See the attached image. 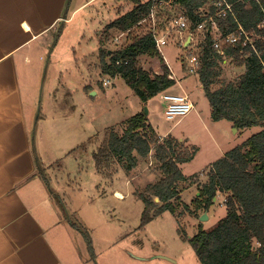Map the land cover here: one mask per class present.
<instances>
[{
    "label": "rangeland",
    "instance_id": "374dc122",
    "mask_svg": "<svg viewBox=\"0 0 264 264\" xmlns=\"http://www.w3.org/2000/svg\"><path fill=\"white\" fill-rule=\"evenodd\" d=\"M83 1L77 0V4ZM133 6L132 0H93L44 38L48 46L39 54L34 71L30 72L32 77L28 96H33L36 111L34 141L39 150L43 142L44 153L49 159L57 160L58 164L68 163L69 173L74 171L75 164L70 162L72 157L68 151L77 147L80 150L78 155L82 170L69 175L66 204L71 206L73 203L82 213L89 210L88 214L83 215L86 220L90 219L87 216L94 208L96 215L92 220L109 222L117 232L122 228L129 233L126 242L131 243L132 251L144 256L155 253L163 258L153 259L146 264H200L188 238L196 234L199 226L205 231L215 228L226 212L224 196L221 194H217L207 210H198V190L207 182L211 165L221 158L220 153L240 145L260 128L237 131L227 121H212L210 106L199 82L195 75H189L186 71L180 75L182 79L189 78L188 94L199 119L193 117L196 114L193 111V115L178 123L165 119L164 101L159 95L144 105L123 79L103 75L98 56L99 42L104 50L117 51L143 31L142 28L133 29L126 43L121 45L112 42V38L118 34L117 30L104 31L111 21L130 11ZM169 38V45L163 51L167 62L178 72L177 64L185 66V56L190 53L196 55L195 46L203 39L197 36L186 47H182L183 39H179L176 34L170 33ZM138 64L146 71L161 72L159 58L140 57ZM243 71V67L237 68L225 58L221 64L220 81H234ZM104 81L108 82L106 86L102 85ZM144 108H147V122L159 139H163L160 136L168 131L166 136L177 139L184 147L193 150L194 154L191 161L180 166L188 180L177 185L182 195L176 214L165 212L140 228L143 204L138 193L161 177L151 159L153 152L146 159L138 160L137 166L128 172L116 166V172L111 176L95 173L92 154L97 142H105L110 129L116 128L120 132L122 122L144 112ZM49 173L53 174L46 172V176ZM97 184L95 189L101 193L99 200L93 202L89 200L87 192H94L93 185ZM188 189L190 191L187 192ZM114 190L121 192L125 199L115 197ZM202 214L207 216L205 221H200ZM101 230L94 231L93 237L101 239L102 235L98 233ZM94 246L98 257L100 251H106L97 240ZM116 250L113 249L118 255ZM83 254L84 261L89 262L87 252ZM129 264L134 263L130 261Z\"/></svg>",
    "mask_w": 264,
    "mask_h": 264
},
{
    "label": "trees",
    "instance_id": "16d2710c",
    "mask_svg": "<svg viewBox=\"0 0 264 264\" xmlns=\"http://www.w3.org/2000/svg\"><path fill=\"white\" fill-rule=\"evenodd\" d=\"M209 1L174 0L172 9L161 17L162 27L170 19L184 16L192 29L215 13ZM225 1L232 5V15L227 13L224 19L217 20L221 35L235 33L236 22L248 32L255 30L253 42L258 56L249 46L240 43L224 45V57L235 67H243L244 72L234 81L221 82V64L225 58L214 50L210 34H205L204 40L195 46L200 64L194 75L208 100L212 121H227L237 131L260 129L211 165L207 182L198 190L196 208L207 210L217 194H221L226 213L210 231L199 226L188 242L200 264H264V31L256 30L264 17V0ZM132 2L133 8L111 21L104 31L130 30L131 33L142 28V33L117 51L104 50L99 42L98 56L102 74L123 79L145 105L150 99L167 93L175 83L168 78V68L146 27L139 25L149 3ZM140 57L159 58L160 74L139 66ZM119 61L128 62L116 64ZM152 152L151 159L161 177L138 193L143 204L140 228L165 212L176 214L180 202L177 185L188 180L180 166L191 161L194 151L169 135L159 139L142 111L122 122L120 132L110 129L105 142L92 154L96 171L111 176L116 166L128 172Z\"/></svg>",
    "mask_w": 264,
    "mask_h": 264
},
{
    "label": "crops",
    "instance_id": "0c3cea01",
    "mask_svg": "<svg viewBox=\"0 0 264 264\" xmlns=\"http://www.w3.org/2000/svg\"><path fill=\"white\" fill-rule=\"evenodd\" d=\"M74 1L0 0V264H146L163 259L155 253L144 256L132 251L131 243L126 242L129 233L122 228L117 232L109 222L92 220L96 215L94 208L86 220L83 215L89 210L82 213L70 198L71 206L66 204L69 175L82 170L78 147L68 151L70 162L75 164L70 173L68 163L58 164L47 157L43 142L41 150L36 147V111L33 96H28L30 72L48 46L44 38L93 0L80 4ZM187 43L186 40L184 46ZM177 66L178 72L173 70L179 85L175 84L167 93L189 96V78L182 79L184 66ZM195 108L194 105V113ZM193 117L199 119V114L196 112ZM96 144L97 149L102 142ZM226 152L222 151L221 157ZM94 171L100 175L95 164ZM46 172L53 174L46 176ZM97 186L93 185L94 192H87L90 201L99 200L101 192L95 189ZM113 194L119 200L125 199L117 190ZM100 229L101 239L94 238L93 232ZM95 240L106 250L100 251L99 257ZM113 249H117L118 255ZM84 251L89 262L83 259Z\"/></svg>",
    "mask_w": 264,
    "mask_h": 264
},
{
    "label": "built area",
    "instance_id": "2783aa9c",
    "mask_svg": "<svg viewBox=\"0 0 264 264\" xmlns=\"http://www.w3.org/2000/svg\"><path fill=\"white\" fill-rule=\"evenodd\" d=\"M146 2L149 3V6L145 17L139 23V25H144L146 27L147 33H149V35L152 37L157 53L162 58L170 72L168 78L173 80L177 85H179V79L172 67L167 62L163 51L164 48L169 45L170 33H174L179 37V39H183V43L184 39L190 43L194 41L195 37L197 36H201V38L204 40L205 34H210L214 50H216L219 55L223 57V59L225 57L222 52V47L224 45L235 46L238 43H240L242 46H249V48H251V50L258 56V52L253 42L255 30L248 32L244 30L238 22H236L237 31L235 33H229L225 36L221 35L217 20L224 19L227 13L232 15V5L228 4L225 0H210V4L215 8V13L213 15L207 16L205 21L196 24L192 29H190L189 20L184 16L172 18L168 21V25L165 26V29L162 27L161 17L166 11L173 7L174 0H146ZM207 24L210 26L208 27ZM256 30L264 31V17H262V20L256 26ZM129 33L130 30L126 32H119L112 38V42L115 45H121L123 42L126 43ZM183 43H181L182 47H184ZM185 61L186 64L184 65L186 67L187 74H196L200 64L198 57L195 54L190 53L189 55L185 56ZM127 62L128 61H119L116 62V64L126 65ZM107 84V81L102 83L103 86H106ZM161 99L165 104L163 115L167 121H178L194 111V105L189 96L185 93L181 95L163 93L161 94Z\"/></svg>",
    "mask_w": 264,
    "mask_h": 264
},
{
    "label": "water",
    "instance_id": "95a60500",
    "mask_svg": "<svg viewBox=\"0 0 264 264\" xmlns=\"http://www.w3.org/2000/svg\"><path fill=\"white\" fill-rule=\"evenodd\" d=\"M185 47H186V45H185ZM144 113L147 114V108H144ZM213 200H215V199H213ZM155 202H158V200L155 199ZM206 219H207L206 214H202L201 218H200V221H205Z\"/></svg>",
    "mask_w": 264,
    "mask_h": 264
},
{
    "label": "bare ground",
    "instance_id": "6f19581e",
    "mask_svg": "<svg viewBox=\"0 0 264 264\" xmlns=\"http://www.w3.org/2000/svg\"><path fill=\"white\" fill-rule=\"evenodd\" d=\"M117 196H120V195H119V193H118V195H117Z\"/></svg>",
    "mask_w": 264,
    "mask_h": 264
}]
</instances>
